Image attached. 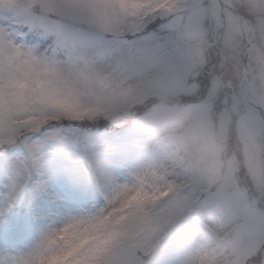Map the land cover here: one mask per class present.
<instances>
[{"label": "snow or ice", "instance_id": "snow-or-ice-1", "mask_svg": "<svg viewBox=\"0 0 264 264\" xmlns=\"http://www.w3.org/2000/svg\"><path fill=\"white\" fill-rule=\"evenodd\" d=\"M0 264H264V0H0Z\"/></svg>", "mask_w": 264, "mask_h": 264}]
</instances>
